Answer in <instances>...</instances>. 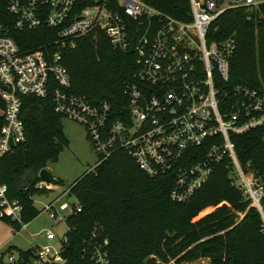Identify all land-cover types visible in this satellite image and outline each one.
<instances>
[{
    "label": "built area",
    "instance_id": "1",
    "mask_svg": "<svg viewBox=\"0 0 264 264\" xmlns=\"http://www.w3.org/2000/svg\"><path fill=\"white\" fill-rule=\"evenodd\" d=\"M263 3L189 0L190 19L180 20L145 0H0V155L26 139L22 97L44 98L51 91L54 112L81 124L92 143L97 161L88 171L123 151L151 178L169 176L170 200L183 203L227 162L228 179L257 208L264 231V186L249 166L240 164L230 138L264 125V93L229 84L234 37L207 38L226 10L251 13ZM35 31L41 44L21 47L18 41L27 40L20 33ZM101 35L114 49L134 54L131 76L111 100L72 91L63 63L65 51L79 39ZM37 185L48 191L54 186L43 180ZM6 191L0 181V215L20 222L22 208L7 199ZM64 195L69 189L42 207L52 221L66 223L68 215L81 209L76 198L70 203ZM45 239L35 246V259L39 264L60 262L65 233L48 230ZM107 244L105 238L101 248L95 247L91 259L96 264H108ZM8 264L27 262L10 254Z\"/></svg>",
    "mask_w": 264,
    "mask_h": 264
},
{
    "label": "trees",
    "instance_id": "2",
    "mask_svg": "<svg viewBox=\"0 0 264 264\" xmlns=\"http://www.w3.org/2000/svg\"><path fill=\"white\" fill-rule=\"evenodd\" d=\"M145 1L164 14L190 19L189 0ZM20 35L27 40L18 41L23 48L41 44L39 31ZM229 36L237 44L229 61V84H245L264 93V3L251 13L244 8L226 10L207 33L208 40ZM133 58V53L114 49L101 35L79 39L74 49L65 51L63 63L72 91L111 100L120 96L123 82L130 78ZM51 96L50 91L44 98L22 97L26 139L0 155L6 197L22 208L20 222L5 214L0 219L16 231L42 211L33 197L50 191L38 187V172L48 162H56L68 144L63 117L54 112ZM2 125L0 119V132ZM230 138L240 164L249 166L264 186V125ZM226 163L218 165L190 199L177 203L169 198V176L151 178L126 153L116 151L68 187L81 209L66 218L67 239L55 264H96L91 256L105 238L108 264H179L199 258H208L209 264H264L261 215L231 184ZM57 184H62L59 179ZM260 202L264 214V195ZM163 217L172 222L173 233L163 230L159 223ZM29 255L21 252V259Z\"/></svg>",
    "mask_w": 264,
    "mask_h": 264
},
{
    "label": "rangeland",
    "instance_id": "3",
    "mask_svg": "<svg viewBox=\"0 0 264 264\" xmlns=\"http://www.w3.org/2000/svg\"><path fill=\"white\" fill-rule=\"evenodd\" d=\"M62 131L68 139V144L63 147L58 154L56 162H48L46 168L52 172L54 177L59 179L62 184L53 186L50 192L34 196V205L42 209L52 197L60 194L80 177L85 171L91 169L97 161V155L92 143L87 138L85 128L76 121L68 118L61 120ZM256 175V173H255ZM63 200L72 203L76 201L73 195H64ZM213 210L209 209L201 215ZM242 216V213H238ZM163 230L171 234L174 231L172 222L168 218L159 220ZM51 230L56 235L61 236L66 231L63 221H52L47 211H41L32 221L25 224L20 230H14L10 224L0 219V261L1 264H8V256L12 254L16 261L21 258V252L29 253L27 264H39L34 257L36 245L46 243L45 233ZM55 242V241H53ZM52 242V243H53ZM153 256V255H152ZM161 261L160 257H157ZM173 262L172 260L169 261ZM168 264V263H167ZM179 264H209L208 258H199Z\"/></svg>",
    "mask_w": 264,
    "mask_h": 264
},
{
    "label": "water",
    "instance_id": "4",
    "mask_svg": "<svg viewBox=\"0 0 264 264\" xmlns=\"http://www.w3.org/2000/svg\"><path fill=\"white\" fill-rule=\"evenodd\" d=\"M133 48H134V41H132L131 50H133ZM9 144L11 147H13V141L11 140V138L9 140ZM38 177L40 180H43L47 183H51L53 185H57V183H58V179L56 177H54L52 172L49 171L45 167L39 170Z\"/></svg>",
    "mask_w": 264,
    "mask_h": 264
}]
</instances>
